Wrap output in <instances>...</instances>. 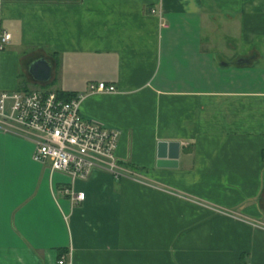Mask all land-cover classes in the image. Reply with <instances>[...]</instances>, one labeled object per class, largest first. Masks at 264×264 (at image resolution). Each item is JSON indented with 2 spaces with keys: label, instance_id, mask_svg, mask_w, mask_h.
Segmentation results:
<instances>
[{
  "label": "crops",
  "instance_id": "1",
  "mask_svg": "<svg viewBox=\"0 0 264 264\" xmlns=\"http://www.w3.org/2000/svg\"><path fill=\"white\" fill-rule=\"evenodd\" d=\"M3 31L0 90L117 87L81 111L133 175L95 170L73 202L0 128V264H264V0H0Z\"/></svg>",
  "mask_w": 264,
  "mask_h": 264
},
{
  "label": "built area",
  "instance_id": "2",
  "mask_svg": "<svg viewBox=\"0 0 264 264\" xmlns=\"http://www.w3.org/2000/svg\"><path fill=\"white\" fill-rule=\"evenodd\" d=\"M10 41L11 34L3 31L0 49ZM117 91L114 84L104 81L89 82L87 93L70 99L46 89L0 90V128L32 141L33 159L47 168L50 177L59 174L70 180L61 192L73 202L84 201L86 193L77 191L75 183L87 180L95 170L117 178L133 175L116 156L120 131L86 117L81 111L87 94ZM63 262L61 259L60 263Z\"/></svg>",
  "mask_w": 264,
  "mask_h": 264
},
{
  "label": "water",
  "instance_id": "3",
  "mask_svg": "<svg viewBox=\"0 0 264 264\" xmlns=\"http://www.w3.org/2000/svg\"><path fill=\"white\" fill-rule=\"evenodd\" d=\"M45 65V62H42ZM44 68V66H42ZM49 69V68H48ZM42 78L46 77L45 69L39 70ZM180 152V143L178 141H160L158 143L157 151V165L163 167H175L178 165V157Z\"/></svg>",
  "mask_w": 264,
  "mask_h": 264
},
{
  "label": "trees",
  "instance_id": "4",
  "mask_svg": "<svg viewBox=\"0 0 264 264\" xmlns=\"http://www.w3.org/2000/svg\"><path fill=\"white\" fill-rule=\"evenodd\" d=\"M58 95L62 98H65V99H70L71 97L75 96L76 94L75 93H69V92H65V91H59L58 92Z\"/></svg>",
  "mask_w": 264,
  "mask_h": 264
}]
</instances>
